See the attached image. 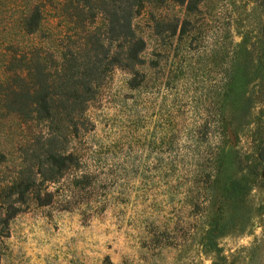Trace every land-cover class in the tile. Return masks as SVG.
Returning a JSON list of instances; mask_svg holds the SVG:
<instances>
[{"label":"rangeland","instance_id":"rangeland-1","mask_svg":"<svg viewBox=\"0 0 264 264\" xmlns=\"http://www.w3.org/2000/svg\"><path fill=\"white\" fill-rule=\"evenodd\" d=\"M256 4L208 0L218 41L213 31L164 48L148 38L144 57L155 63L145 87L132 88L128 71L112 68L84 110L89 129L71 141L77 164L44 185L48 204L29 202L9 220L0 264H264L263 171L247 193L243 228L214 238L223 259L199 249L201 177L191 183L221 143L240 160L228 173L244 172L248 126L234 130L225 119L221 137L212 120L232 52L245 46L236 32L259 17ZM137 26L144 29L141 19ZM42 28L54 33V20Z\"/></svg>","mask_w":264,"mask_h":264},{"label":"trees","instance_id":"trees-1","mask_svg":"<svg viewBox=\"0 0 264 264\" xmlns=\"http://www.w3.org/2000/svg\"><path fill=\"white\" fill-rule=\"evenodd\" d=\"M207 2L0 0V245L9 220L29 202L48 204L52 194L44 185L77 164L71 141L89 129L84 110L112 68L128 71L132 88L145 87L155 63L144 57L148 38L160 48L171 38L189 44L212 31L219 40L220 24L209 23ZM254 2L259 17L236 32L245 46L232 52L229 82L218 89L212 120L221 137L225 119L234 130L239 122L248 126L244 172L228 173L240 160L221 143L205 169L191 177L194 184L201 180L194 207L205 225L198 246L218 259L223 258L214 238L243 228L247 193L258 183V170L264 173V0ZM51 19L54 33L42 28ZM224 109L230 113L226 118Z\"/></svg>","mask_w":264,"mask_h":264}]
</instances>
